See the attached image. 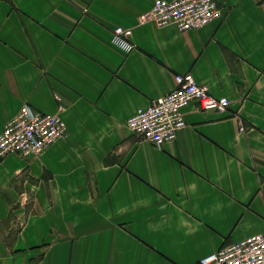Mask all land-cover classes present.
<instances>
[{
  "label": "crops",
  "instance_id": "obj_1",
  "mask_svg": "<svg viewBox=\"0 0 264 264\" xmlns=\"http://www.w3.org/2000/svg\"><path fill=\"white\" fill-rule=\"evenodd\" d=\"M153 2L0 0V133L23 105L66 126L0 158V264H199L264 234V0L184 32L141 24ZM185 74L228 112L189 104L161 149L129 132Z\"/></svg>",
  "mask_w": 264,
  "mask_h": 264
},
{
  "label": "built area",
  "instance_id": "obj_2",
  "mask_svg": "<svg viewBox=\"0 0 264 264\" xmlns=\"http://www.w3.org/2000/svg\"><path fill=\"white\" fill-rule=\"evenodd\" d=\"M220 4L221 0H154L139 22L153 23L158 28L174 26L180 32L199 30L221 17ZM131 35L130 30L116 28L111 43L119 51L129 53L134 48ZM174 81L175 88L169 94L138 109L126 122L129 132L156 149L174 141L184 129L182 110L189 104L219 115L226 114L230 108L227 98L213 97L190 74L176 75ZM65 135L66 126L59 113L44 114L23 105L0 133V158L39 157ZM199 264H264V234L223 247L202 258Z\"/></svg>",
  "mask_w": 264,
  "mask_h": 264
}]
</instances>
